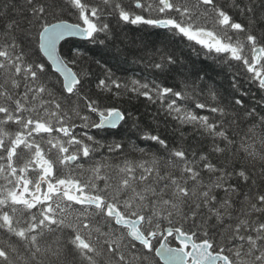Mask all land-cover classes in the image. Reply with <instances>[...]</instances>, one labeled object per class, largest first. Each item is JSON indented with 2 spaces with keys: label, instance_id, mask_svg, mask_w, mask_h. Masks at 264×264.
<instances>
[{
  "label": "trees",
  "instance_id": "1",
  "mask_svg": "<svg viewBox=\"0 0 264 264\" xmlns=\"http://www.w3.org/2000/svg\"><path fill=\"white\" fill-rule=\"evenodd\" d=\"M84 17L93 38L61 45L80 78L68 94L40 34ZM190 29L237 55L205 48ZM258 47L264 0H0V264H162L103 210L62 194L31 208L17 202L19 182L40 183L35 150L51 165L49 184L73 180L144 219L148 234L180 229L235 264H264ZM116 109L126 116L117 129L91 131Z\"/></svg>",
  "mask_w": 264,
  "mask_h": 264
},
{
  "label": "water",
  "instance_id": "2",
  "mask_svg": "<svg viewBox=\"0 0 264 264\" xmlns=\"http://www.w3.org/2000/svg\"><path fill=\"white\" fill-rule=\"evenodd\" d=\"M159 27H169L168 22L163 21L158 23ZM95 34V27L91 21L84 19L83 24H72L69 22L57 23L46 27L40 35V40L42 43L41 51L44 57L47 59L48 63L51 65L53 71L60 75L63 80L65 90L68 94H72L76 91V87L80 84V78L75 73L73 67L68 64L60 52L61 45L69 39H78L89 41L93 38ZM256 55H258L257 65L259 66L261 59L263 57V50L257 49ZM260 82L264 86V75L260 77ZM125 114L120 110H114L107 115L99 116V124L95 126V130L104 129H117L124 121ZM71 163L75 162V158L70 159ZM71 196L77 197L78 202L82 206H94L100 207L102 201L98 198H85L77 195V189L74 188L70 191ZM108 212L112 218H116V225L124 228H129V236L135 242L150 248L152 245V239L155 235L147 237L141 226L143 224L142 219H130L125 217L117 208L108 207ZM172 233L176 234L177 240L187 246H192L191 255L197 259V261L202 264H212L209 253L211 246L208 243H203L202 245L195 244L194 238L192 236H187L181 233L178 229L168 228L165 232L160 233V236H169ZM156 254L163 264H188L189 254L176 247H171L168 244V238L165 237L160 247L157 249ZM212 258H220L213 257ZM218 260V259H216ZM227 261V258H225Z\"/></svg>",
  "mask_w": 264,
  "mask_h": 264
},
{
  "label": "rangeland",
  "instance_id": "3",
  "mask_svg": "<svg viewBox=\"0 0 264 264\" xmlns=\"http://www.w3.org/2000/svg\"><path fill=\"white\" fill-rule=\"evenodd\" d=\"M200 34L201 33H190L189 35L193 38L199 39V41H201L202 43L207 42L206 45H208L211 49H215V50H219V51H225V52L229 51L231 54L237 55V53H238L237 47L228 46V43H223L222 41L217 42L215 40V38H213L214 40L209 38V37L199 38ZM34 152L36 154V157L34 158L35 167L37 169H41V167H42L41 165L43 163L48 162V161H47L45 155L42 154L40 151L36 152V150H35ZM41 170H43V169H41ZM48 172H52L51 165L47 166L46 172H41L40 182L43 179L44 180L48 179V175H49ZM74 185L79 186V184H76L75 182H73V180H60V181L58 180L56 182L49 184V186L44 189V190H47L44 192V194H46V193L53 194L57 191L59 193H61V192L64 193L65 196L67 197L68 193L72 190L71 187H73ZM39 186H41V183H39V182L36 183L35 185H33L30 182H28L26 179H23L17 185L16 191L13 193V197L20 204H23L24 206L29 207V205H27V203H29L28 200L34 201L36 198L37 199L45 198V196H42L43 195L42 193H37V188Z\"/></svg>",
  "mask_w": 264,
  "mask_h": 264
},
{
  "label": "bare ground",
  "instance_id": "4",
  "mask_svg": "<svg viewBox=\"0 0 264 264\" xmlns=\"http://www.w3.org/2000/svg\"><path fill=\"white\" fill-rule=\"evenodd\" d=\"M140 7H141V5H140ZM153 9V8H152ZM154 12V11H153ZM65 22H69V21H60V22H55V23H53V24H50V25H48V26H51V25H54V24H57V23H65ZM69 23H72V22H69ZM72 24H75V23H72ZM76 25H79V24H76ZM48 26H46V27H48ZM45 27V28H46ZM191 27V26H190ZM44 28V29H45ZM196 28V27H195ZM43 29V30H44ZM43 30H42V32H43ZM190 31L191 32H193V31H200V32H208V31H201V30H191L190 29ZM41 32V33H42ZM209 33H211V32H209ZM213 34V33H212ZM41 35V34H40ZM39 43H40V50H41V47H42V43H41V40L39 39ZM257 49H262L261 47H258V48H256L255 50H254V58H255V61H254V63H253V65H252V67H251V70L252 71H256V69H257V67H258V65H257V59H258V55H256V50ZM210 50H212V49H210ZM214 50V49H213ZM60 52H61V47H60ZM219 52H225V51H219ZM41 53H42V51H41ZM43 54V53H42ZM44 56V55H43ZM46 59V58H45ZM47 60V59H46ZM262 76L264 75V73L263 74H261ZM60 76V75H59ZM62 79V78H61ZM96 126V125H95ZM95 126L92 128V130L91 131H96L94 128H95ZM43 130H45L44 128H41V131H43ZM110 130H114V129H110ZM72 156V158H76L77 159V156H75V155H71ZM83 190L85 191V188H83ZM95 197V196H94ZM97 198H100V197H97ZM101 201H102V204H101V206L100 207H94V206H84V208H86V209H88L89 211H94V210H103L104 212H106V214H107V216L108 217H110V218H112V216L109 214V212H108V207H115L112 203H109L107 200H105L104 198H101L100 199ZM127 218H130V219H134L133 217H129V216H126ZM113 219V218H112ZM116 220V218L113 220V221H115ZM124 230L127 232V233H129L130 232V229L129 228H124ZM148 249V248H147Z\"/></svg>",
  "mask_w": 264,
  "mask_h": 264
},
{
  "label": "flooded vegetation",
  "instance_id": "5",
  "mask_svg": "<svg viewBox=\"0 0 264 264\" xmlns=\"http://www.w3.org/2000/svg\"><path fill=\"white\" fill-rule=\"evenodd\" d=\"M138 7H140V4H138ZM162 239H163V238H162ZM161 241H162V240H160V237H157L156 239L153 240L154 245H153L152 247H156V248H158V247L160 246ZM197 242H198V241H197ZM169 243H170V245H171L172 247H177V248H183V247H184V248L188 251V253L191 252V248L188 247V246H184V245H182L181 243H179L174 235H172V236L170 237V242H169ZM211 252H212V254H220V253H216V252H215L214 250H212V249H211ZM221 255H223V254H221ZM224 256H225V255H224ZM227 258H228V257H227ZM187 262H188V264H193V263L195 262V260L190 256ZM227 263H229V264H235L230 258H228L227 262H224L223 259H220V260L217 261L216 264H227ZM197 264H200V263H197Z\"/></svg>",
  "mask_w": 264,
  "mask_h": 264
}]
</instances>
